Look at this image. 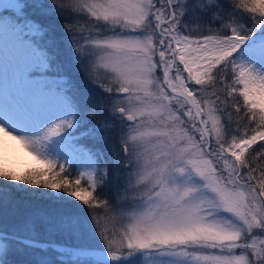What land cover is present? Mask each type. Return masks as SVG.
<instances>
[{"label":"snow or ice","instance_id":"obj_1","mask_svg":"<svg viewBox=\"0 0 264 264\" xmlns=\"http://www.w3.org/2000/svg\"><path fill=\"white\" fill-rule=\"evenodd\" d=\"M0 32L35 161L0 264H264V0H0Z\"/></svg>","mask_w":264,"mask_h":264},{"label":"bare ground","instance_id":"obj_2","mask_svg":"<svg viewBox=\"0 0 264 264\" xmlns=\"http://www.w3.org/2000/svg\"><path fill=\"white\" fill-rule=\"evenodd\" d=\"M3 2H8V0H3ZM2 32H0L1 34ZM6 49V41L2 42L0 46V85L2 84V81L5 79L4 78V61H5V52ZM15 91V90H14ZM16 92V91H15ZM10 92H7L3 98L4 101L0 102V114H2V111L5 107L10 106L11 104H22L24 103L23 98H9ZM5 158L11 161H28V160H33L31 156L28 155V153L22 149L19 145H16L12 141H8V149L7 152L0 151V159Z\"/></svg>","mask_w":264,"mask_h":264},{"label":"rangeland","instance_id":"obj_3","mask_svg":"<svg viewBox=\"0 0 264 264\" xmlns=\"http://www.w3.org/2000/svg\"><path fill=\"white\" fill-rule=\"evenodd\" d=\"M9 2V0H8ZM7 3V2H5ZM5 37L3 35V33L0 34V46L2 44V42L4 41ZM7 92H10V96L9 98H23L18 92H15L14 89L11 87L10 83L9 84H6L5 83V79L2 81V84L0 85V102H3L5 98L4 95L7 93ZM35 165V161L34 160H28V161H22V162H19V161H11V160H8V159H5V158H1L0 159V166H3V167H7L9 168L10 170H13L15 172H17L18 174L19 173H22L25 169L27 168H30V167H33ZM5 184V181H3L1 183V178H0V185H4ZM15 193V191H13ZM22 193V192H21ZM32 204H39V201H36L34 200V203ZM25 206V205H24ZM23 207V206H21ZM102 221H103V217H101ZM108 227H111V225L109 224ZM12 260V258H10Z\"/></svg>","mask_w":264,"mask_h":264},{"label":"trees","instance_id":"obj_4","mask_svg":"<svg viewBox=\"0 0 264 264\" xmlns=\"http://www.w3.org/2000/svg\"><path fill=\"white\" fill-rule=\"evenodd\" d=\"M3 182L2 178H1V183ZM8 182H5V184ZM11 198L14 202H17L20 206H24V205H29L34 203V198L29 197L26 193H21V192H12ZM9 258H12V260L14 261V264H20V262L22 261H27L29 259H31V257L28 256H24V255H13L10 256Z\"/></svg>","mask_w":264,"mask_h":264}]
</instances>
